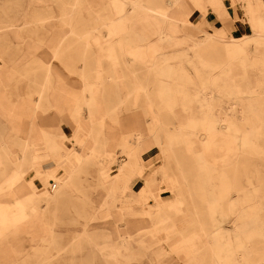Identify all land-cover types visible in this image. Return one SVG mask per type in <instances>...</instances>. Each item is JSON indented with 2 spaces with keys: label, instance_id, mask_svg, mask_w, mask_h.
I'll list each match as a JSON object with an SVG mask.
<instances>
[{
  "label": "rangeland",
  "instance_id": "374dc122",
  "mask_svg": "<svg viewBox=\"0 0 264 264\" xmlns=\"http://www.w3.org/2000/svg\"><path fill=\"white\" fill-rule=\"evenodd\" d=\"M134 1L0 0V91L13 107L39 99L41 112L25 105L13 129L0 115V264H264V37L238 3L230 18L196 0L195 28L188 13L161 16L171 0ZM48 61L69 107L51 105ZM33 112L48 137L82 149L59 166L25 123ZM17 180L38 193L33 222L10 193ZM149 197L174 204L154 212Z\"/></svg>",
  "mask_w": 264,
  "mask_h": 264
},
{
  "label": "crops",
  "instance_id": "0c3cea01",
  "mask_svg": "<svg viewBox=\"0 0 264 264\" xmlns=\"http://www.w3.org/2000/svg\"><path fill=\"white\" fill-rule=\"evenodd\" d=\"M207 3H211L212 5L214 4H221L225 11L228 13L229 17L230 18H233V13H236L238 12V9L235 8L236 7V3H238V5L240 6V12L242 13V15L244 16L245 20L248 21V24H249V27H250V31L251 33L255 34V33H259V32H262L264 31L263 28H261V26L259 25V21L262 22L263 26H264V0H253V6L252 7H247L245 6L243 3H242V0H203ZM196 2V0H192V3L194 4ZM200 7H198L197 5H195L194 7H192V9L190 10V12L188 13L189 14V22L191 23V25L195 28H198L199 25L197 24H193L190 20V17H191V13L193 11H197V12H201L200 10ZM202 9V8H201ZM248 9V10H247ZM162 11V10H161ZM243 11V12H242ZM206 17L207 15H203L202 16V21H205L206 20ZM200 24V23H199ZM255 24V25H254ZM210 26V25H209ZM253 26V27H252ZM259 27V28H258ZM257 29V30H255ZM207 31L204 30L203 33H206ZM201 33V34H203ZM64 42V41H63ZM94 51V50H93ZM95 53V51H94ZM53 53L50 51L49 53V57L50 59L53 61L54 60V57H53ZM96 63V62H95ZM99 63V62H97ZM46 72H45V76H46V80L48 81V78L50 76V73H55V75H57L56 77L60 78V74H58L57 70L54 68V66L52 65V63L50 61H48L46 64ZM49 72V74L47 73ZM50 79V78H49ZM51 80V79H50ZM58 80V79H57ZM51 86H52V91H51V94H50V101H51V105L53 106H57L59 104H65L66 106L69 107V100H66V101H61L59 98L57 99L56 98V94H59L60 91H62L63 89V86L62 84L59 82V80L56 82L53 81V79L51 80ZM66 88L69 89V85L66 83L65 84ZM82 87V86H81ZM80 87V90L82 92V89ZM2 94V93H1ZM4 94V92H3ZM2 94V95H3ZM81 96V94L79 95ZM92 97L93 99L95 100V97H96V94L95 92L93 91L92 93ZM4 98L6 100V104L8 105L9 107V111H8V115L4 116L1 112H0V115L1 117L5 120V122L7 124H9V127L11 129H13L15 126L14 124L17 122L16 121V112L18 111H23L24 109V106L29 104V106H32L33 108H36L38 107V111L40 112V104H39V100L36 98V99H31L30 97L27 98V97H24V98H20L19 102L17 103L16 107H13L10 102L8 101V99L6 98L5 94H4ZM39 98V97H38ZM23 99V100H21ZM68 112V115H69V109L67 110ZM41 113V112H40ZM71 114H74L77 122H76V131L79 130L80 126H79V123L80 121L82 123H84V118L82 117V113L80 112L79 110V99H78V95L75 96L74 98V106L72 107V109L70 110V115ZM30 117H31V120L30 118L27 119V121L25 123H27L28 126H32L35 130L38 129L39 132H41L40 134L42 135L43 137V142L45 143V145H47V148L52 152L54 153L55 155L59 156L60 158V161H59V166H61V162H63V159L64 157H66L67 153L71 150H73L74 147H79L80 149H82V145H76L74 144L72 141V137L69 138V142H70V147H67L65 145V143H58L56 141L53 140L52 137H48V133L45 131V129L39 124V117H38V114H36L35 112L33 113H30ZM18 135V134H17ZM19 136V135H18ZM45 136V137H44ZM62 135H57V137H61ZM20 137V136H19ZM21 138V137H20ZM30 139H27V138H24V146L25 145H28ZM61 150H65L66 154H61ZM20 160L22 159V156L21 154H18V156L16 157L15 160ZM111 166H112V163H109V164H105L104 166V170H105V173L108 175V176H114L113 174H110V170H111ZM57 170L55 171V173L53 174L52 173V170L48 171L45 176H44V181L45 183L49 186V187H53L55 186L56 184H58L54 179H52L53 177L59 179V177L57 176ZM53 176V177H52ZM40 174H38L36 176V178H40ZM60 180V179H59ZM61 181V180H60ZM127 181V180H125ZM124 181V182H125ZM24 182H21L19 180L17 181H13V183L11 184L12 187H10V193L11 194H14V195H17V196H20L21 199L19 200V203H18V206L19 208H17V210L21 211L22 209L26 208V207H31L32 210H33V220L32 222L37 218H38V213L35 212V208H33V202L36 200L37 198V195L38 193H36L33 189H31L30 185L31 183H28V184H23ZM112 188L111 186H109V188L106 190L105 192V195L104 197L108 194L109 192V189ZM124 188V185L119 188V189H123ZM145 192H148V190L151 192L152 190L149 188V185L145 186L144 189H143ZM168 193H171L170 189H168ZM153 192V191H152ZM121 193H123V190L121 191ZM150 196V195H149ZM151 197V196H150ZM148 198L149 199V207L150 208H153L154 209V212L156 211L155 209L158 208V206H161V208H168L170 206H172L174 203H173V199L172 200H166L164 199V202L160 203L159 205H156L153 200L151 198ZM109 204L105 205L104 207H101L100 209V212L105 210L107 212V214L109 215V211L115 207V203L114 201L111 200V198L109 197ZM102 206V205H101ZM116 208V207H115ZM99 212V213H100ZM153 212V213H154ZM152 211L150 212L149 210L146 211V216L147 217H150L152 214ZM155 215H157L155 213ZM143 222H147V221H143ZM161 221H159L158 223H160ZM141 228H138L137 230H140ZM153 229L156 231L157 229V226H154ZM0 231H1V226H0ZM124 240H128L127 238L125 237H122L121 238V241H120V247H124L122 246V242ZM167 248L169 251L173 252L172 250L169 249L168 245H167ZM177 250V249H176ZM175 251V250H174ZM158 264H163L162 262H159L157 261ZM149 264H154V260L152 258L149 259Z\"/></svg>",
  "mask_w": 264,
  "mask_h": 264
},
{
  "label": "bare ground",
  "instance_id": "6f19581e",
  "mask_svg": "<svg viewBox=\"0 0 264 264\" xmlns=\"http://www.w3.org/2000/svg\"><path fill=\"white\" fill-rule=\"evenodd\" d=\"M123 2H126V3H130V5L134 8L138 7V4L134 1V0H122ZM199 1V0H197ZM196 1V2H197ZM195 5H197V3H192L190 2V0H171L169 3H168V10L167 12H165L164 14H161V16L167 20V21H173L174 20V16H175V13H171V11L173 10H176V11H180V12H183V13H189L190 10L192 9V7H194ZM143 8V7H142ZM146 9V8H145ZM158 12V11H157ZM243 12V11H242ZM172 24V23H171ZM255 25V24H254ZM253 27V26H252ZM259 28V27H258ZM264 29V28H263ZM257 30V29H255ZM255 35L257 36H262L264 37V31L262 32H259V33H255ZM166 39V38H165ZM234 40V39H232ZM148 54V53H147ZM150 55V54H149ZM39 100V99H38ZM8 111H9V107L8 105L6 104V101L3 97V95L1 94V91H0V112L6 116L8 115ZM139 149V148H138ZM137 151V150H136ZM123 167V166H122ZM121 170V169H120ZM134 172V171H133ZM128 176V175H127ZM117 182V181H116ZM113 189L110 188L109 189V192L108 194L103 198V201L101 203L104 204L105 202H109V197L111 196V193H112ZM207 242V246H208V249L209 251L211 252L212 255H214V252L212 251V242L209 241V240H206ZM238 258L240 256H242V254H239L237 255ZM241 258V257H240ZM216 259V257H215ZM217 259L220 260V258L217 256Z\"/></svg>",
  "mask_w": 264,
  "mask_h": 264
}]
</instances>
